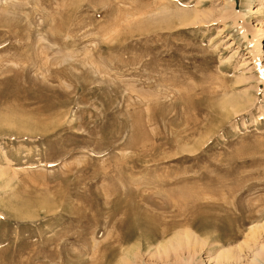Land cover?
Segmentation results:
<instances>
[{
	"label": "rangeland",
	"instance_id": "1",
	"mask_svg": "<svg viewBox=\"0 0 264 264\" xmlns=\"http://www.w3.org/2000/svg\"><path fill=\"white\" fill-rule=\"evenodd\" d=\"M225 251L264 264V0H0V264Z\"/></svg>",
	"mask_w": 264,
	"mask_h": 264
},
{
	"label": "bare ground",
	"instance_id": "2",
	"mask_svg": "<svg viewBox=\"0 0 264 264\" xmlns=\"http://www.w3.org/2000/svg\"><path fill=\"white\" fill-rule=\"evenodd\" d=\"M188 235H190L189 233H188ZM177 238H178V236H177ZM179 240H180V238H178ZM181 240H183V238H181ZM180 240V241H181ZM184 241V240H183ZM186 242H188V241H186ZM208 242V241H207ZM182 243V242H181ZM233 255H232V253L230 252V251H225V252H222L221 254H220V258H218L219 259V262H218V264H228V263H230L231 261H233L235 258H231ZM263 257H264V254H263ZM237 259V258H236ZM263 258H261V260H262ZM258 261L259 259H257V254H255V256H254V258H253V261ZM261 261H259V263H260Z\"/></svg>",
	"mask_w": 264,
	"mask_h": 264
}]
</instances>
